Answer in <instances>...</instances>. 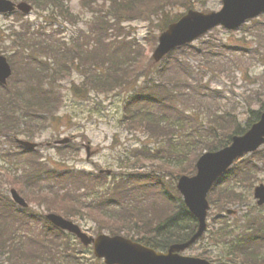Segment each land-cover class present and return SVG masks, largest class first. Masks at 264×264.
<instances>
[{"label": "trees", "instance_id": "16d2710c", "mask_svg": "<svg viewBox=\"0 0 264 264\" xmlns=\"http://www.w3.org/2000/svg\"><path fill=\"white\" fill-rule=\"evenodd\" d=\"M39 8H51L61 5V0H29ZM88 3V0H85ZM93 0L92 3H96ZM112 4L104 6L108 15L97 17L93 21L90 31H82L79 39L84 42L73 41V50L56 45L49 39L44 41L31 38L30 31H15L17 40H22L23 45L32 48L35 52L44 47V52L51 53V57L40 63L27 66L30 87L22 90L13 89L9 85H0V134L23 133L31 134L27 128H22L21 123L27 124L35 113L54 112L56 96L53 86L62 70H71L70 65L81 71L84 75L83 85L86 93L91 91L109 92L114 89L132 88L124 103L123 124L129 127L149 132L155 140L156 146L145 144L139 148L125 153L120 158L121 173L113 177L112 182L101 193V197L85 202L84 194L69 192L60 194L57 191L46 192L39 195L49 208L60 212L66 217H90L98 223V229L109 230L112 234L125 232L128 236L137 238L155 248H166L172 242L189 238L196 230L197 222L183 202L182 196L176 190L175 181L166 178L168 174H194L195 163L204 150H214L227 145L233 133H243L253 122L259 119L264 111V103L260 110L249 109L248 121L243 124L238 116L232 112H225L220 116L215 114L209 121L194 122L192 116H174L173 111H166L167 103H174V94L169 86L172 79L167 78V67L160 71V77L149 75L145 67L148 56L145 48L135 40L123 41L113 38L112 31L115 26L110 24L113 20L119 23L127 20H148L154 16H161L158 24L159 30L176 20L178 11L172 14L177 6L191 8L193 0H111ZM25 31V32H24ZM68 46V45H67ZM115 46V47H114ZM151 49L154 44L151 43ZM190 45L183 48L188 49ZM72 52L71 55L69 53ZM70 64V65H68ZM182 66H185L182 62ZM152 73V72H151ZM145 82L137 85L140 77ZM165 77V79H164ZM48 80L45 88L37 84ZM34 86V87H32ZM177 87L175 86L174 89ZM76 96H81L77 86L72 88ZM163 111L162 114L153 108ZM179 123L177 118H179ZM189 119L190 128H183L181 121ZM33 136V135H32ZM162 141V145L158 143ZM36 159H33V162ZM41 162L33 164L31 171H26L24 177L13 179L14 183L24 178L23 192L27 188L39 187L46 174L52 178L55 172L44 170ZM264 167V149L239 160L214 186L209 196L210 202L217 210H224L229 205L237 206L242 214L239 219L244 228L237 233V229L225 228L231 238L229 253L242 264H264V215L260 216L258 208L249 206L247 200L251 194L247 190L254 187V177ZM70 172V171H69ZM71 171L67 180L78 182L86 179V173L77 175ZM90 180L97 183L91 174ZM15 177V175L13 176ZM97 175V179H100ZM12 182V183H13ZM101 183V181L99 182ZM86 186L87 184H83ZM246 188L247 195H243L239 188ZM5 188V187H2ZM0 188V189H2ZM146 190L149 195H146ZM153 195V196H152ZM88 200V199H87ZM86 200V201H87ZM0 255L8 254V258L18 264H49V257H53L52 250L66 245L62 258L72 264H78L77 255L68 253L69 241L61 238L57 241V234L46 233L37 235L19 234L11 232L10 217H24V209L13 204L10 210L8 204L0 194ZM16 213L9 215L10 211ZM153 211V215L146 214ZM128 215L127 219L123 218ZM95 216L97 218H95ZM188 217L187 224L184 217ZM102 217V218H101ZM27 219V217H24ZM153 221L158 223L149 224ZM46 224H49L46 222ZM242 226V227H243ZM239 229V228H238ZM36 243L42 246L37 247ZM65 244V245H64ZM66 251V252H65ZM262 252V253H261ZM48 258V259H47ZM68 258V259H67ZM69 263V264H70Z\"/></svg>", "mask_w": 264, "mask_h": 264}, {"label": "rangeland", "instance_id": "374dc122", "mask_svg": "<svg viewBox=\"0 0 264 264\" xmlns=\"http://www.w3.org/2000/svg\"><path fill=\"white\" fill-rule=\"evenodd\" d=\"M88 1L90 4L93 0ZM82 2L83 0H61V5L55 7L54 11L51 8L35 7L29 15L0 14V52L9 58L12 57L14 64L11 88L19 87L18 82L23 74L21 67L24 66V62L30 61L27 50L18 51L13 47L11 38L15 35L13 32L30 31L39 26L40 30L36 37L42 40L49 39L52 42L59 40V45H64L65 39L71 41L77 38L79 30L86 28V21L91 17L89 8L93 6H85ZM194 5L197 10L204 8L211 11L219 10L222 7V0H195ZM176 11L183 12L178 7L172 14L174 15ZM160 21L161 16H154L152 20L146 22L137 20L121 24L112 22V24L117 26L116 33L120 31L124 33L122 38H132L143 43L146 53L151 56L150 45L152 41L157 40ZM17 38L18 36L15 40ZM128 39L123 40L129 41ZM194 44L195 49L191 48L182 53L184 55L182 60L176 59L178 53H175L170 56L169 62L165 59L159 63L153 62V65H150L153 60L146 62L145 67L149 70V75L160 77L161 80L160 71L164 69L162 66L165 63L170 66L165 75L172 79L169 86L177 95L174 103L166 104L165 109L168 108L166 111L172 112L177 108L179 110L177 114H179L180 110L183 113L186 110L193 117H197L199 122L203 119L209 120L216 116L215 114L220 116L229 111L238 114L239 119L245 124L249 118L248 106H251L252 110H259L264 103V16L249 23L243 30L230 32L217 27L204 38L195 41ZM181 61L185 66L179 64ZM33 63L37 62L33 61ZM70 66L71 70H62L56 78L57 83L53 86L56 96L54 112L52 114L49 112L35 113L34 117L24 124V127L23 123L20 124L22 128L30 130L33 137L31 134L22 133L0 135V165H2L0 168L3 170L7 168L5 174L0 169V188L5 187L9 190L10 187L16 186L23 189L20 180L17 183L11 180L18 179V175H21L25 169H30V164H33L32 154H21V149L17 146L14 136L40 143L36 154L41 157L46 168H50L56 176L67 169L71 171L74 169L75 172L83 170L95 176L100 169H112L121 173L119 172L120 158L127 153L128 149L132 151V148L142 147L145 143L151 147L156 146L155 140L148 138L149 132L137 129L135 126L129 127L122 122L124 103L130 94L129 91L132 90L131 87L114 89L109 92L94 90L86 93L85 89L80 87L83 85V75L80 70H76L73 64ZM42 80L46 88L48 80L44 78ZM143 82L145 79H139L137 85ZM74 86H77L81 96L74 94L72 90ZM175 86L176 89H174ZM153 109L160 114L163 113L156 107ZM180 124L183 128L186 125L190 126L189 119L181 121ZM65 138L71 139L68 145L55 144L56 141ZM158 145H162V141ZM87 146H90L91 157L89 158L87 157ZM4 154L5 158H3ZM105 175H107L106 179H100L102 184H96L94 188L89 189L79 188L86 193L89 200L100 197L101 192L106 191V185L113 180L114 174L105 173ZM46 179L51 180L45 182L48 188L60 189V185L67 184L62 193L69 189L72 198H74V192L78 190L76 187L81 185L60 180L52 181L56 179L48 176ZM261 182H264V168L254 177L255 185ZM91 184L90 182L89 186ZM239 191L244 196L247 195L246 188H239ZM247 192L251 194V198L247 200L248 204L256 203L253 190H247ZM26 195L31 197H28L30 201L34 200L32 208L38 214H45L52 210L35 200L37 194L26 190ZM230 208L235 209L234 206ZM79 217H76L74 221L80 224L83 230L97 236L98 223L89 217L83 220L77 219ZM211 220L212 216L209 222ZM229 222L236 223L233 218H230ZM220 224V222L215 223L217 227ZM38 226L42 228L39 223ZM103 231L108 233V230ZM225 246L226 243H216L210 235H207L186 253L194 255L197 252L208 250L216 258L217 255L222 254ZM74 248L80 254L81 264L103 263V260H101L102 263L98 261L91 247L83 246L72 236L70 249ZM10 263L3 258L0 264ZM54 263L60 264L59 261H54ZM230 263L232 264V261L229 260L228 264Z\"/></svg>", "mask_w": 264, "mask_h": 264}, {"label": "water", "instance_id": "95a60500", "mask_svg": "<svg viewBox=\"0 0 264 264\" xmlns=\"http://www.w3.org/2000/svg\"><path fill=\"white\" fill-rule=\"evenodd\" d=\"M225 6L220 12L209 14L193 10L179 22L173 23L160 36V44L154 53L158 61L166 53L178 45L192 41L213 26L222 23L226 27L239 26L249 17L264 11V0H224ZM16 8L29 12L32 7L27 3L16 4L10 0H0V11L10 12ZM12 70L5 57L0 56V81L7 82ZM68 139L62 142H67ZM22 145L35 148L37 144L19 140ZM264 143V114L244 136H235L234 143L223 150L203 155L197 164L198 173L193 177L182 176L178 181V188L185 196V201L192 212L199 218L200 225L197 233L187 243L174 244L167 253L158 252L153 248L135 242L123 236H109L102 234L96 239L83 233L78 225L64 219L60 215L50 214L48 217L58 226L76 233L88 245L95 244V254L105 257L107 264H211L204 259L185 257L178 252L193 243L207 228L206 217L209 203L207 194L220 176L226 172L233 162L244 153L256 150ZM90 155V154H89ZM14 200L28 206L25 199L15 190H11ZM255 195L259 204L264 203V184L256 188Z\"/></svg>", "mask_w": 264, "mask_h": 264}]
</instances>
